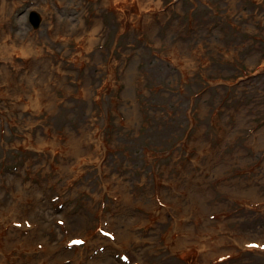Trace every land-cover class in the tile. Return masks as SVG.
<instances>
[{"label": "rangeland", "instance_id": "374dc122", "mask_svg": "<svg viewBox=\"0 0 264 264\" xmlns=\"http://www.w3.org/2000/svg\"><path fill=\"white\" fill-rule=\"evenodd\" d=\"M0 264H264V0H0Z\"/></svg>", "mask_w": 264, "mask_h": 264}, {"label": "water", "instance_id": "95a60500", "mask_svg": "<svg viewBox=\"0 0 264 264\" xmlns=\"http://www.w3.org/2000/svg\"><path fill=\"white\" fill-rule=\"evenodd\" d=\"M29 22L33 28H36L39 23V17L35 11L29 13Z\"/></svg>", "mask_w": 264, "mask_h": 264}, {"label": "bare ground", "instance_id": "6f19581e", "mask_svg": "<svg viewBox=\"0 0 264 264\" xmlns=\"http://www.w3.org/2000/svg\"><path fill=\"white\" fill-rule=\"evenodd\" d=\"M133 10V9H132ZM122 17H125V18H127L128 17V15H123ZM25 49V48H24Z\"/></svg>", "mask_w": 264, "mask_h": 264}]
</instances>
